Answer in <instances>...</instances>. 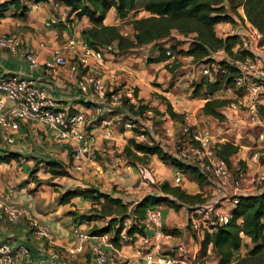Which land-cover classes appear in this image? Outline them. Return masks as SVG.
I'll list each match as a JSON object with an SVG mask.
<instances>
[{
  "label": "crops",
  "instance_id": "0c3cea01",
  "mask_svg": "<svg viewBox=\"0 0 264 264\" xmlns=\"http://www.w3.org/2000/svg\"><path fill=\"white\" fill-rule=\"evenodd\" d=\"M2 1L5 0H0V2ZM21 4L26 6L24 13L20 9L11 6L5 12L4 17L0 18V34H15L23 39V47L18 53L0 52V72L3 74L15 73L23 77L32 78L39 87L45 89L58 102V105L65 107L70 113L88 112L91 100L86 95L80 93L77 88V80L85 70L80 69L72 75L66 69H63L56 74L50 75L44 68V62L51 58L52 48L67 38L75 37L82 39V31L90 28L92 26L91 22L85 16L78 17L75 12H71L68 6L55 0L41 2L21 0ZM139 10L144 14L137 17L134 14ZM137 11L133 14L135 18L149 15L141 7ZM239 13L242 15V20L235 19V23L220 22L214 25V30L218 37L224 38L227 35L237 36V34L243 33L245 24L249 22L245 19L241 10ZM50 20H53L54 23L46 26L45 23ZM122 21L118 17L116 10L112 7L106 13L103 24L119 27ZM234 29L236 30L234 31ZM120 32L123 35H128L127 32H123L121 29ZM232 32L235 34H232ZM171 34L177 37L180 35L178 32V35L174 34V31ZM181 36L184 35L181 34ZM190 37L191 35L187 36L188 40ZM169 41L170 38L158 40L154 43L125 51H116L114 44H111L113 51L116 53L113 54L111 51L103 49L105 67L97 69L95 72L111 87L119 89L125 94H132L135 102L147 105L149 108L144 112L145 116L153 114L151 108H157L161 112L164 111V101H160L162 97L171 104L175 112L183 115V122H179L180 126L187 125L192 128L194 126L197 128H207L220 143L232 142L236 144L238 151L229 157V166L230 168L236 166V169L242 168L245 171L246 177L250 180L256 172L264 170V162H262L264 160V106L258 107L256 111H251V108H249L250 102L243 96L237 97L233 93L229 97L215 96V92L214 97L230 99L227 105L218 108V111L224 115V118L223 120H218L204 114L202 108L208 100L206 98L208 95H204L205 88L203 87L195 94V88L190 87L187 79H185L188 74L180 75V73L174 74L169 71L172 68L171 65L175 57L177 61H181L183 64L191 63L186 65L191 68H197L199 65L202 68L204 64L202 62H200L201 64H197L191 55L180 54L183 56H174V51L179 54L177 51L183 49L177 50L176 45L171 44ZM186 44L185 49H187L189 42ZM28 46L35 50L38 62L36 68H31L24 56L25 48ZM145 47H150L148 51L149 56L146 59L144 58V54L146 53L138 51ZM159 49L165 51L168 55L167 59L161 61L154 60L159 55ZM215 54L218 57L217 59L214 57ZM256 54L262 59L258 61V64L264 65V51L257 50ZM210 56L214 57L216 61L225 60L227 62L229 59L222 49L212 52ZM196 70L190 74H198L199 68ZM172 77H174L173 80L171 79ZM170 80L172 82L171 86H169ZM152 83H158L159 85H152ZM235 101L243 107V110L238 109ZM233 102L236 104L235 107L230 105ZM118 111L126 113L125 108ZM103 113L107 114L108 112ZM103 115L102 117H104ZM94 123L86 127L87 130L94 132V140L88 146L87 154L82 160L83 165L80 171L75 170L73 166L69 168L66 156L69 151L73 152L75 146L82 145L83 143L61 141L55 137L52 130L41 123L22 122L18 131L13 134V143H7L4 136L0 135V196L8 194L11 203L29 208L34 219L48 227L47 236L40 237L25 219L20 220L15 225L1 222L0 242L7 241L14 247L20 243L29 246L32 257L25 264H38L41 258H45L53 252H57V258L51 260V264H97L89 251V246L92 244L100 245L108 252H111L114 248L118 250L121 255L122 264H145L144 253L150 249L154 252L155 257H161L169 245L179 243H185L193 249H198V243L186 226L187 215L189 213L187 208L182 206L176 210L165 204H159L163 213L162 230L164 236L156 240L157 247L142 245L135 237H131L127 241H118L116 245L111 241H104L100 236L91 235L83 252L75 251L71 232L72 227L79 226L86 230L85 228L88 226L87 221L79 222L75 220L77 214L84 212L75 210L74 204L78 202L86 205L91 202L92 206L99 207V205L94 204L89 198L81 196H74L67 202L62 203L59 199L60 194L65 189L75 186H98L96 180L99 177H107V173L103 172L104 166L102 161H96L92 154L94 150L102 154L110 151L111 148L108 141L118 146V150L120 151L123 150L128 139L132 137L137 141L152 143V140L144 133L145 129L143 131L138 129L139 132L124 129L117 132V135L113 139L115 141L105 140L99 134V128ZM177 123L174 122L173 124ZM171 130L173 128L169 127L168 131L170 132ZM261 149L262 151L259 152ZM5 151H14L19 153L20 156L16 159L4 160ZM173 154L178 155V151H175ZM58 157L60 159H57ZM50 159L61 161L67 165L70 176H67V178L65 176L52 177L51 174L48 175L49 171H47L48 173L45 172L47 175L40 178L48 179L35 182L28 174L30 167L34 165L33 169L38 174L45 161ZM124 160L127 161L126 158ZM141 162L152 168L154 167L156 171L159 170L156 168L157 163H164L152 155H148ZM72 163L75 164L73 158ZM134 163L135 161L132 164L126 165L123 169L116 167L117 169L114 173L116 176L112 177V180L114 184L118 185L117 188L124 186L126 180L130 179L135 184L137 174L133 168ZM170 166L172 169L165 171V181H168L171 185L180 186L189 194L200 193L205 200L204 202L215 201L221 205L226 204L227 199H229L228 197L232 193L231 190L207 183L200 185L189 173L183 171L180 182L176 184L173 182L174 166ZM45 167L48 170V166ZM131 173L132 175H130ZM185 174L190 176L188 180H186ZM184 181H187V183L183 184ZM54 183L63 186L62 189L56 185L54 187L60 191L54 189L52 187ZM71 183L74 185H71ZM126 188L131 189L130 186ZM135 190H137L138 195L145 193L139 186ZM153 233V229L148 226L144 227V235L148 236L152 242L155 241ZM107 236L110 239L112 234L107 233ZM204 263L218 264L217 255L209 247Z\"/></svg>",
  "mask_w": 264,
  "mask_h": 264
},
{
  "label": "built area",
  "instance_id": "2783aa9c",
  "mask_svg": "<svg viewBox=\"0 0 264 264\" xmlns=\"http://www.w3.org/2000/svg\"><path fill=\"white\" fill-rule=\"evenodd\" d=\"M53 23L54 21L50 20L45 24L50 26ZM237 36V43L232 48V52L247 51L248 54L244 57H228L227 64L237 70L232 78V87L250 102L251 111H256L258 107L264 106V65L258 64L262 59L256 54L257 50L264 51L262 34L250 23H246L243 33ZM22 47L23 39L20 36L0 34V52L16 54ZM103 49L111 51L113 46L110 44L94 48L83 39L69 37L53 47L51 58L44 62V68L50 75L63 69L72 75L80 69L85 70L77 80V88L91 100L86 113H70L65 107L58 105V102L32 78L0 72V135L4 136L6 142H14L13 134L18 131L22 122L41 123L52 130L55 137L61 141L83 143L75 146L72 152L75 162L73 167L80 171L88 146L94 140V132L87 130L86 127L99 120L97 127L99 134L105 140H112L114 130L111 121L102 117L103 112L121 110L126 104H138L132 94H125L111 87L95 72L105 67ZM24 56L31 68L38 66L33 48L26 47ZM203 64L202 74L209 81H213L215 79V74L211 71L213 69L210 70L209 64ZM221 71L224 72L225 69ZM230 105L234 106L233 103ZM131 121L125 122L124 126L133 131L136 127ZM180 129L185 135V146L179 149L178 155L175 156L196 166L203 173L205 183L232 191L226 204L221 205L215 201L204 202L189 211L186 226L193 237L201 239L205 233H211L218 226L229 221L231 209L237 203L238 195L258 190L264 185V170L256 172L250 180L242 169H237V172L232 174L227 161L217 156L216 150L220 142L208 129L192 128L187 125L181 126ZM133 167L142 190L159 184L160 181L151 166L143 162H135ZM181 177L182 170L174 166L173 182L178 184ZM9 199L8 194L0 196V223L15 225L25 219L37 235L46 237L48 227L34 219L29 208L11 203ZM162 217V208L159 204L146 209L144 225L153 229L154 242L148 236L138 233L129 236L126 228L132 223L130 218L124 221L119 241H127L135 237L142 245L157 247L156 240L164 236ZM71 232L75 251L83 252L91 235L79 226H73ZM99 236L104 241H110L107 233ZM89 251L97 264H122L120 252L115 248L108 252L104 247L92 244L89 246ZM31 257L32 252L26 244L20 243L14 247L7 241L0 242V264H25ZM55 258L57 252L41 258L38 264H51V260ZM205 258L206 255L200 254V247L193 249L185 243L169 245L161 257H155L151 249L144 253L145 264H205Z\"/></svg>",
  "mask_w": 264,
  "mask_h": 264
},
{
  "label": "trees",
  "instance_id": "16d2710c",
  "mask_svg": "<svg viewBox=\"0 0 264 264\" xmlns=\"http://www.w3.org/2000/svg\"><path fill=\"white\" fill-rule=\"evenodd\" d=\"M36 2L46 0H35ZM65 4L75 12L78 17H87L92 26L81 33V38L94 48L105 47L114 44L116 51H125L139 48L158 40L169 39L172 31L184 36L191 35L189 45L185 50L177 51L179 54L191 55L195 62L205 64L218 63L220 69L213 81L205 76L197 83L194 89L197 94L203 87L204 95L208 100L204 103L202 111L218 120H223L224 115L218 108L227 105L229 99L214 97V93L223 88L232 87V78L237 73L235 67L227 64L225 60L215 61L210 56L212 52L222 49L230 57H244L247 51L232 52V47L237 43L236 35L218 37L214 25L220 22L235 23V17L245 19L262 34L264 43V0H145L141 8L149 13L146 17H130V13L136 12L137 0H55ZM25 12L26 6L21 0H5L0 2V18L11 7ZM114 8L118 17L127 20L131 26L132 34L123 35L118 26L104 25L103 19L110 8ZM21 14V13H20ZM168 55L163 49H159V55L154 60H165ZM153 61V59H152ZM162 98V97H161ZM165 104L164 111H155L157 114L168 115L171 119L183 122L182 114L175 112L171 104L162 98ZM131 115L141 116L149 108L138 102L137 105L126 104ZM125 105V107H126ZM153 111V109L151 108ZM154 113V111H153ZM130 116V120L135 121ZM135 132H139L138 129ZM147 132V131H146ZM238 151V146L232 142L218 143L217 156L227 161L229 157ZM4 160L19 158L20 154L14 151H5ZM123 155L127 160L144 161L148 155L159 158L162 162L175 166L183 172L189 173L200 185L205 183L203 173L194 165L186 163L174 154L164 150L158 143H145L130 138L124 146ZM1 158V157H0ZM264 162V160H262ZM52 177L70 176L67 166L61 161L50 159L45 161ZM230 167V166H229ZM71 185H74L71 183ZM156 192H148L136 196L131 206L124 201L114 189L103 190L98 186H75L65 189L60 194V202H67L74 196L89 198L99 207H93L88 213H80L75 217L76 221H92L94 219H106V224L89 231L92 236L112 233L110 241L118 243L119 235L124 228V221L131 219L132 223L126 228V233L131 236L134 233L144 235V218L148 207L165 204L178 210L185 206L191 211L196 205L205 200L200 193L189 194L180 186L171 185L168 181H162L156 185ZM118 206L117 210L108 209L107 206ZM90 213V214H89ZM244 238H248L253 244L247 256L236 255L245 247ZM200 247V254L206 255L208 247L218 257V264H264V185L258 190L238 195L235 206L231 209V216L226 224L218 226L213 232L205 233L200 238H195ZM252 258V259H248Z\"/></svg>",
  "mask_w": 264,
  "mask_h": 264
},
{
  "label": "rangeland",
  "instance_id": "374dc122",
  "mask_svg": "<svg viewBox=\"0 0 264 264\" xmlns=\"http://www.w3.org/2000/svg\"><path fill=\"white\" fill-rule=\"evenodd\" d=\"M144 1L145 0H137L136 7L138 9H140V7H141V5H142V3ZM133 14H134V12L131 13L130 17H132ZM143 14L144 13H142V11L139 10L134 15H136L138 17V16L143 15ZM235 19H238V18L235 17ZM238 20H240V19H238ZM119 27H120V29L123 32H127L128 35H131L132 29L128 25L127 20H123L122 23L119 25ZM235 30L236 29H234V31ZM174 34H177V32L175 30H174ZM189 41H190V38L188 40L187 36H181V34H180L177 37L176 35L171 34L169 42L171 44L176 45L177 50H179V49H183L184 50L186 45H187L186 43H188ZM146 49H147V52H146ZM149 49H150V47H145V48L139 49L138 51L141 52V53H143V52L146 53V54H144L145 55L144 58L146 59L147 56H149L148 55ZM111 53L115 54L116 52L111 50ZM173 54H174V56L180 55V54H177L176 51H174ZM180 56H183V55H180ZM226 56L230 58L229 55L226 54ZM214 57H216V54H215ZM217 58L218 57H216V59ZM147 60H149V59H147ZM188 64H191V63H184L183 64V62L177 61V58L175 57V60L172 62V65H171L172 68H170L169 71H170V73H174V74H179L180 73V75L188 74V76H186L185 79H187V83L189 84V86L194 89L196 84L200 83V81L204 77V75L202 74V71H201L202 68H201L200 65H199V67H197V68H199V73L198 74H193V75L190 74V73H193L194 70L197 71L196 70L197 68L196 67L191 68L189 66H186ZM197 64H201V63L199 62ZM183 65H184V67H183ZM209 66H210V70H211V68L213 69L211 71H213L214 74L215 73L217 74L218 71L222 72L221 69L218 68V63H216V62H213V64H210ZM215 70H216V72H215ZM174 77H172L171 79L173 80ZM215 77H216V75H215ZM171 83L172 82L170 80L169 81V86H171ZM153 84L154 85L155 84L159 85L158 83H152V85ZM232 93H233V95H237V97L243 96L241 93L235 91L233 89V87H231L230 89L223 88L220 91H217L215 93V96L229 97ZM225 99H227V98H225ZM160 101L163 102V99L160 98ZM229 101H230V99H229ZM235 103H236V101H235ZM235 103L233 102L234 107L237 104V103L236 104ZM237 106H238V109L243 110V107H241L238 104H237ZM124 108H125L126 113L131 115L129 113L128 109H127L128 106L126 105V107H124ZM152 109H153L154 113L153 114H148L150 116H145L144 114H142L139 117L131 115V117H134L133 119H135L136 122L131 121L130 119H128V118H130V116H126L121 111H118V109L107 111L108 113L104 114L103 116L107 117V119H109L111 121V125H112L113 130H114L113 139L117 135L118 131L120 132V131L126 129L125 126H124V123L127 122V121H131V122L134 123V126L137 127V129H139L140 131L141 130L143 131L145 129L147 132L145 131L144 133H146L148 135L149 139L152 140V142H154V143H158L164 150L168 151L169 153L173 154L175 151H178L179 149L183 148L185 146V142H184L185 135L182 133V131L180 129V127L182 125L181 126L179 125V120L171 119L168 115L157 114L155 111H159V113L161 112L157 108H152ZM174 122H178V123L177 124H173ZM94 125L98 126L99 125V120H96ZM89 126H91V125H89ZM169 127L173 128V130H171L170 132L168 131ZM201 128H203V127H201ZM113 139H112V141H115ZM108 144L110 145V148H111L110 151L104 152L102 154V153L98 152L97 150H94V152L92 154L96 161L97 160H101L102 161V164L104 166L103 172L107 173L106 174L107 175L106 178L99 177V179L96 180L97 185H98V187H100L103 190L114 189L115 192H117L118 195L124 201H126L129 206H131L133 204V201L136 200V196H138V193L136 192L137 190H135V188L137 186H139L138 178H137L135 184L130 179V180H126V184H124V186H119V188H117L118 185L114 184V182L112 180V177L116 176V174H114V173H115V170L117 168L123 169V167H125L128 164H132L134 161H130V160L125 161L124 159L126 157H124L122 155V153H123L122 150L121 151L118 150V146H116L114 144H111V141H108ZM261 151H262V149L259 150V152H261ZM259 152H257V153H259ZM66 157L68 158L67 159V165L70 168L71 166H73V163H72V151H69L68 155ZM57 159H60V157H58ZM157 159L159 160V158H157ZM135 162H141V161H135ZM37 164H38V162H37ZM33 166L30 167L28 174H29V176H31V178L35 182L39 181V180H42V179L43 180L48 179V178H40V177H44V176L47 175L45 172H47L48 170L46 169L47 167H45L46 166L45 163L42 165V169H40L38 174L35 173V169H33ZM156 168H158L159 170L156 171L154 167H153V170L156 171V175H158V180L159 181H165L164 180L165 173H166L165 171L167 169H172L170 164H167V163H157V167ZM230 169H231L232 174H235L237 172L236 166H232V168H230ZM239 169H242V168H239ZM71 171H73V170H71ZM134 171H135V169H134ZM135 173H136V171H135ZM49 174L50 173H48V175ZM130 175H132V173ZM65 177L67 178V176H65ZM185 178H186V180H188V178H190V176L188 174H185ZM185 183H187V181H184L183 184H185ZM54 185H56L57 187H61V189L63 187V186H61L59 184L57 185V183H54L53 186H52L54 189H56L54 187ZM127 186H130L131 189L126 188ZM204 186H206V185H204ZM253 187L254 186H252V188ZM56 190H58V189H56ZM58 191H60V190H58ZM143 191H145V193L156 192L157 188H156V185H153L150 188L143 189ZM76 203L77 204H74V207L76 208L75 210H77V211L81 210L84 213H88L89 211H90V213H92L93 211L91 212V209H93V207H95V206H92L93 204L91 202L89 204H86V205H83L82 203H78V202H76ZM98 205L100 206V204H98ZM77 206H78V208H77ZM107 208L108 209L117 210L119 207L114 205V206H107ZM72 211H74V210H72ZM105 221H106V219H94L92 221L87 222V226L88 227H86L85 229L89 232L90 230H92V229H94L96 227L104 226L106 224ZM195 238L196 237H194V239ZM246 239H247V241H246ZM243 240H244V243H245V247L242 248L240 251L236 252V255L241 256V257L247 256V253L249 251H251L252 248H253V244L251 242H249L248 238H244ZM263 252H264V249H263ZM206 254H207V252H206ZM248 259H252V258H248ZM209 261H210V259H209Z\"/></svg>",
  "mask_w": 264,
  "mask_h": 264
}]
</instances>
